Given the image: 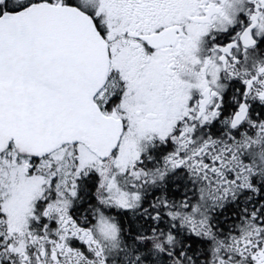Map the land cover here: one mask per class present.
Here are the masks:
<instances>
[{
    "label": "snow or ice",
    "instance_id": "6c2138e0",
    "mask_svg": "<svg viewBox=\"0 0 264 264\" xmlns=\"http://www.w3.org/2000/svg\"><path fill=\"white\" fill-rule=\"evenodd\" d=\"M0 264H264V0H0Z\"/></svg>",
    "mask_w": 264,
    "mask_h": 264
}]
</instances>
